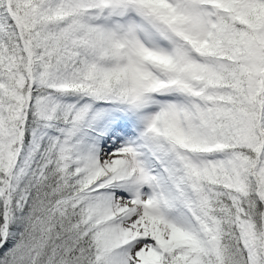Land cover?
I'll return each mask as SVG.
<instances>
[{"label": "snow or ice", "instance_id": "6c2138e0", "mask_svg": "<svg viewBox=\"0 0 264 264\" xmlns=\"http://www.w3.org/2000/svg\"><path fill=\"white\" fill-rule=\"evenodd\" d=\"M0 264H264V0H0Z\"/></svg>", "mask_w": 264, "mask_h": 264}]
</instances>
